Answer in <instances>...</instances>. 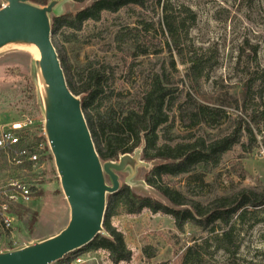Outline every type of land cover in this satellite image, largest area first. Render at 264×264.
<instances>
[{"label": "trees", "instance_id": "16d2710c", "mask_svg": "<svg viewBox=\"0 0 264 264\" xmlns=\"http://www.w3.org/2000/svg\"><path fill=\"white\" fill-rule=\"evenodd\" d=\"M31 1L45 5L50 0ZM72 1L81 4L86 0ZM158 6L161 8L160 30L166 37L171 66H175L172 51L181 64L187 65L186 77L190 86L185 93L173 74L163 64L157 65V61L147 62L138 87L125 95L126 87L115 85L109 63L89 60L76 68L61 53L63 44L87 42L86 35L89 38L96 36L97 26L109 20L117 27L114 42L118 50L129 52L132 67L137 56L150 55L143 32L154 31V21H139L141 28L124 21L138 17L141 13L137 10L155 12ZM195 19L196 15L189 7L175 6L170 0H92L75 13L52 17V42L69 89L80 97L97 154L103 161H115L141 147L143 160L158 161L146 173L144 182L164 201L138 196L129 186H120L117 192L107 194L103 234H98L77 250L78 253L105 251L113 264L129 261L132 253L123 233L112 224V218L120 212L131 215L148 209L171 216L179 231L191 225L208 233L185 249L180 264H220L212 259L217 251L226 255L223 264H239L238 227L243 224L252 227L264 220V189L239 188L202 202L171 182V178L185 176L187 186L191 182L203 185L205 176L220 164L224 154L235 145L243 147L242 138L255 140L248 123L241 120L226 132L215 131L226 118L222 104H207L195 98L199 94L200 81L207 78L216 62L214 56L187 43ZM254 84L251 77L245 85L243 105L253 106L249 119L256 123L264 120V111L259 110L251 94ZM211 247L212 251H209ZM147 256L152 257L153 253H147Z\"/></svg>", "mask_w": 264, "mask_h": 264}, {"label": "rangeland", "instance_id": "374dc122", "mask_svg": "<svg viewBox=\"0 0 264 264\" xmlns=\"http://www.w3.org/2000/svg\"><path fill=\"white\" fill-rule=\"evenodd\" d=\"M91 1L77 4L69 0L63 5L62 12L75 13ZM170 2L175 6L182 4L189 7L195 13L196 19L188 32L187 43L215 58V66L207 78L200 81L199 94L195 96L203 103L222 104L226 118L219 128L214 130L226 132L233 128L236 121L241 120L245 124L248 123L255 137L254 141H249L247 137L242 138L243 147L235 145L224 154L220 164L205 176L203 185L191 182L187 186L185 176L171 178L172 184L202 202L239 188L264 189V120L252 122L249 117L253 106L243 105L245 85L252 77L255 84L251 94L255 97L259 110L264 111V0ZM4 4L5 1L0 0V8ZM137 13L141 14L138 17L126 18L124 23L141 28L139 21L153 20L157 33L155 30L143 32L150 55L137 56L134 66L130 67L132 60L129 52L118 50L114 42L117 27L112 26L109 20L97 26L96 36L89 38L86 35L87 42L63 44L62 55L76 68L89 60L109 63L113 68L115 85L126 87L125 95L138 87L141 71L147 66V62L157 61V65L163 64L164 68L173 74L182 93H185L190 86L186 77L187 65L181 64L172 51L175 66H171L170 52L165 44L166 37L160 30V6L155 8V12L149 9L137 10ZM32 59V54L23 46L10 45L0 49V131L28 116L35 122L32 131L37 135L42 132L44 120ZM131 154L136 155L142 163L135 168L134 173L130 170L118 173L120 186L127 185L138 196H148L164 202L162 197L144 182L146 173L158 161L143 160L141 147ZM9 173H12V169L0 161V179L7 178ZM35 176L38 187L33 198L15 209L13 228L6 234L7 240H10V245L14 248L56 234L69 220V207L50 151L46 156L45 172L36 173ZM106 181L110 182L108 177ZM112 224L123 233L127 247L132 253L129 261L119 264H180L185 249L193 242L208 236V233L201 232L191 225H186L183 231H179L175 228L171 216L161 212L153 213L148 209L131 215L120 212L112 218ZM238 229L237 262H264V220L252 227L243 224ZM143 250H146V253H143ZM209 251H212V247ZM87 253L90 258H86ZM147 253H153V256L148 257ZM77 254H84L86 260L82 264H113L105 251H74L67 254V257ZM212 259L223 264L226 255L217 251L213 253Z\"/></svg>", "mask_w": 264, "mask_h": 264}, {"label": "water", "instance_id": "95a60500", "mask_svg": "<svg viewBox=\"0 0 264 264\" xmlns=\"http://www.w3.org/2000/svg\"><path fill=\"white\" fill-rule=\"evenodd\" d=\"M4 1L0 8V49L34 46L39 53L32 66L43 130L69 207V220L52 236L0 251V264H54L103 234L107 194L120 188L118 173H134L142 160L126 153L115 161H103L97 154L80 97L69 89L52 42V16L62 15L69 0H50L45 5L31 0Z\"/></svg>", "mask_w": 264, "mask_h": 264}, {"label": "built area", "instance_id": "2783aa9c", "mask_svg": "<svg viewBox=\"0 0 264 264\" xmlns=\"http://www.w3.org/2000/svg\"><path fill=\"white\" fill-rule=\"evenodd\" d=\"M34 128V119L25 116L0 131V161L12 169L7 178L0 179V251L14 249L6 238L13 228L14 211L33 198L38 187L35 175L45 172L49 143L44 130L37 135ZM86 258H90L88 253ZM62 259L58 264H82L86 260L84 254Z\"/></svg>", "mask_w": 264, "mask_h": 264}, {"label": "bare ground", "instance_id": "6f19581e", "mask_svg": "<svg viewBox=\"0 0 264 264\" xmlns=\"http://www.w3.org/2000/svg\"><path fill=\"white\" fill-rule=\"evenodd\" d=\"M26 49L32 54L33 58L37 59L39 57V53L36 47L29 46Z\"/></svg>", "mask_w": 264, "mask_h": 264}]
</instances>
